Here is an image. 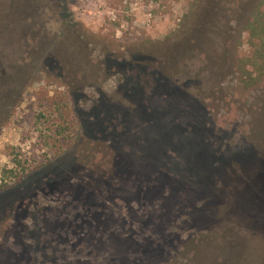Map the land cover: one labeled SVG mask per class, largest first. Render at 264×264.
<instances>
[{
    "label": "rangeland",
    "instance_id": "374dc122",
    "mask_svg": "<svg viewBox=\"0 0 264 264\" xmlns=\"http://www.w3.org/2000/svg\"><path fill=\"white\" fill-rule=\"evenodd\" d=\"M259 0H0V264H264Z\"/></svg>",
    "mask_w": 264,
    "mask_h": 264
},
{
    "label": "trees",
    "instance_id": "16d2710c",
    "mask_svg": "<svg viewBox=\"0 0 264 264\" xmlns=\"http://www.w3.org/2000/svg\"><path fill=\"white\" fill-rule=\"evenodd\" d=\"M249 52L236 62V71L244 89L255 88L264 80V0H259L253 7L246 22Z\"/></svg>",
    "mask_w": 264,
    "mask_h": 264
}]
</instances>
